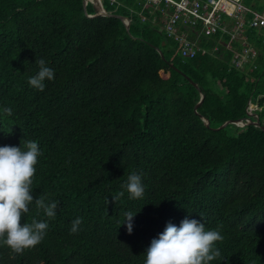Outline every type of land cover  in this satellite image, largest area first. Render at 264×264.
Instances as JSON below:
<instances>
[{
  "label": "trees",
  "instance_id": "trees-1",
  "mask_svg": "<svg viewBox=\"0 0 264 264\" xmlns=\"http://www.w3.org/2000/svg\"><path fill=\"white\" fill-rule=\"evenodd\" d=\"M245 3L243 35L223 12L226 30L189 29L199 48L185 57L143 0H102L130 31L94 0H0V146L36 141L32 195L58 202L55 218L29 205L21 223L47 222L45 238L22 254L0 246V264H144L151 241L186 217L223 236L209 264H264V129H215L255 113L264 124V28L250 25L264 0ZM246 48L255 54L238 66ZM39 59L55 73L43 91L28 84ZM133 172L139 199L122 187Z\"/></svg>",
  "mask_w": 264,
  "mask_h": 264
},
{
  "label": "clouds",
  "instance_id": "clouds-1",
  "mask_svg": "<svg viewBox=\"0 0 264 264\" xmlns=\"http://www.w3.org/2000/svg\"><path fill=\"white\" fill-rule=\"evenodd\" d=\"M36 64L39 71L29 78L28 84L43 91L44 81L54 80L55 73L46 66L44 59L36 60ZM4 111L9 115L12 113L11 108ZM21 144L22 147L0 146V246L15 254H22L40 244L49 227L47 222L36 218H32L30 223H21L29 212V205L35 202L37 214L43 211L48 218H55L58 208V202H47L45 194L34 199L32 184L41 152L36 141L23 139ZM122 187L127 190L129 199H139L144 195L141 176L135 172L128 175ZM123 196L124 192L120 191L112 198L116 202ZM125 216L123 224L131 234L134 215L127 212ZM81 223L82 218L74 220L70 232L77 233ZM222 240L218 230H206L205 224L196 219L186 217L179 227L169 222L158 238L151 241L144 264H209L220 257L221 253L214 245Z\"/></svg>",
  "mask_w": 264,
  "mask_h": 264
},
{
  "label": "built area",
  "instance_id": "built-area-1",
  "mask_svg": "<svg viewBox=\"0 0 264 264\" xmlns=\"http://www.w3.org/2000/svg\"><path fill=\"white\" fill-rule=\"evenodd\" d=\"M116 1V0H111ZM144 7L150 6V12L156 10L163 12L166 19L165 30L178 40L181 46L182 55L194 57L198 52V41L190 38L189 29L201 25L203 33L210 35L218 29H227L223 20V12L238 19L240 22L231 28L233 38L243 35L245 30L243 20L250 8L245 0H143ZM144 15V14H143ZM145 18V15H144ZM253 27L264 28V11H253L250 23ZM252 54L254 49L246 48L243 52L235 54L236 64L243 66Z\"/></svg>",
  "mask_w": 264,
  "mask_h": 264
},
{
  "label": "water",
  "instance_id": "water-1",
  "mask_svg": "<svg viewBox=\"0 0 264 264\" xmlns=\"http://www.w3.org/2000/svg\"><path fill=\"white\" fill-rule=\"evenodd\" d=\"M85 4H87V0H85ZM94 7H95V11L97 12V14L114 15V16L121 18L124 21V23L126 24L127 29L130 31V24H131L130 17L123 15V14H117V13L108 12V11L104 10L102 7V0H94ZM158 50L161 53L162 57L165 58V55L162 52V50L160 48H158ZM191 81L193 84H195L196 86L199 87L198 83H196L192 79H191ZM204 97H205V95H204V93H202L201 100L199 101V103L195 107L196 112H198V106H199L200 102L203 101ZM254 117H255L254 120H250L248 118L247 119H239V120H226L225 122H223L220 126L216 127L215 129H222L230 123H235V124L241 125V126L248 125V124H254V125L260 126L264 129V124H262L259 114L255 113ZM202 118L205 121L206 125H209L208 118L203 116V115H202Z\"/></svg>",
  "mask_w": 264,
  "mask_h": 264
},
{
  "label": "rangeland",
  "instance_id": "rangeland-1",
  "mask_svg": "<svg viewBox=\"0 0 264 264\" xmlns=\"http://www.w3.org/2000/svg\"><path fill=\"white\" fill-rule=\"evenodd\" d=\"M258 108V106L257 105H255V104H252V110H254L255 111V109H257Z\"/></svg>",
  "mask_w": 264,
  "mask_h": 264
}]
</instances>
